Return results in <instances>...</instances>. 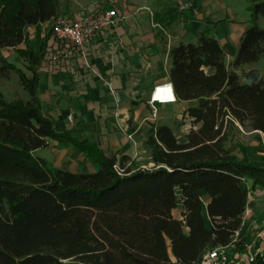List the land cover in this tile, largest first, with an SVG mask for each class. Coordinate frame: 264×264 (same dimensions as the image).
Wrapping results in <instances>:
<instances>
[{
    "label": "trees",
    "instance_id": "16d2710c",
    "mask_svg": "<svg viewBox=\"0 0 264 264\" xmlns=\"http://www.w3.org/2000/svg\"><path fill=\"white\" fill-rule=\"evenodd\" d=\"M248 2L250 26L229 67L209 30L170 49L177 101L198 104L182 114L190 121L184 141L158 126L138 161L106 155L42 112L38 69L56 43L52 22L64 2L0 0V80L14 74L28 97L7 101L0 92V264H201L207 251L230 243L249 192H264V161L227 149L239 128L264 136V79L242 82V69L264 54L257 25L264 0ZM9 50L12 61L2 57ZM52 142L76 149L96 170L55 168L36 154ZM178 206L181 219L172 215Z\"/></svg>",
    "mask_w": 264,
    "mask_h": 264
},
{
    "label": "crops",
    "instance_id": "0c3cea01",
    "mask_svg": "<svg viewBox=\"0 0 264 264\" xmlns=\"http://www.w3.org/2000/svg\"><path fill=\"white\" fill-rule=\"evenodd\" d=\"M66 2L68 6L61 9L62 18L73 20L82 14L114 9L117 25L87 42L84 59L74 49L57 42L48 49L49 54L62 52L66 57L61 55L57 62H52L46 58L47 53L38 69L37 95L42 112L60 130H74L78 139L94 141L106 155L118 153L117 157L126 155L138 161L142 160L144 139L158 126L169 127L184 141L190 121L182 118V114L198 104L177 101L158 105L156 118L151 119L148 98L153 87L169 83L170 49L180 42L194 43L197 34L209 30L221 45L224 64L229 67L242 33L250 26V20L233 11H229L230 15L223 11V0H185L192 8L183 12L177 9V17L164 0H106L104 5L94 4L87 9L71 5V0ZM33 32L28 29L30 39ZM242 70L244 83V75L251 70L259 71L261 78L256 64ZM204 72L211 74L212 70ZM239 131L251 136L253 142L249 147L237 143L236 150L228 152L238 158L245 154L264 161L263 134L245 133L240 128ZM45 149L55 168L72 173H87L95 168L74 148L59 147L52 142ZM258 193L264 194L251 191L247 204L251 211L244 229L247 240L264 233V206L256 199ZM202 202L206 206L209 197L204 196ZM180 212L179 206L172 212L173 217L181 219ZM257 241L258 247L264 248V239ZM252 264L264 263L258 260Z\"/></svg>",
    "mask_w": 264,
    "mask_h": 264
},
{
    "label": "built area",
    "instance_id": "2783aa9c",
    "mask_svg": "<svg viewBox=\"0 0 264 264\" xmlns=\"http://www.w3.org/2000/svg\"><path fill=\"white\" fill-rule=\"evenodd\" d=\"M190 7L191 3H185L179 5L178 10L183 12ZM52 25L53 39L60 45L74 49L84 59L86 57L85 47L87 42L94 35L113 29L117 25V14L114 9H110L82 14L73 20L60 17L54 20ZM61 55L66 57V54L58 52L55 55L48 53L46 58L52 62H57ZM176 102L177 99L170 83L153 87L148 98L151 119L156 118L158 105L174 104ZM128 138L131 137L128 136ZM115 170L119 172L116 167ZM250 197L251 191L248 194V201ZM250 216L251 211L246 206L240 227L232 236L230 243L224 247L207 251L201 264H252L258 260L264 263V248L258 247L257 241V239H264V233H259L252 240H247L245 236L244 229ZM243 238H246V240L242 242Z\"/></svg>",
    "mask_w": 264,
    "mask_h": 264
},
{
    "label": "rangeland",
    "instance_id": "374dc122",
    "mask_svg": "<svg viewBox=\"0 0 264 264\" xmlns=\"http://www.w3.org/2000/svg\"><path fill=\"white\" fill-rule=\"evenodd\" d=\"M60 2L64 1H69L70 0H59ZM166 3L173 9L177 10L179 8V5L185 4V0H181V3L177 5L176 2L173 0H164ZM216 2V0H211ZM106 0H71V5L76 4L82 9H87L89 6H92L95 4L99 5H104ZM67 3H63V6H68L66 5ZM223 4L225 6V10L223 11H228V14L230 15V12L233 11L237 16L239 17H244L245 20L249 21L250 20V12H249V2L248 0H223ZM179 11V10H178ZM230 11V12H229ZM180 12V11H179ZM257 25L264 29V15L258 18ZM2 57L8 59L9 61H12L14 57L16 56L15 53L12 50L9 51H3L2 52ZM18 66H21L19 62H16ZM256 66L260 68L261 71V78L264 79V54L263 56L259 59V61L256 63ZM24 70V69H23ZM0 92L2 93L3 97L7 101H12L15 98H20L23 100H26L27 94L22 88L17 84L16 76L14 74H10L8 80H0ZM246 133V132H245ZM254 140L251 136L246 137L245 135L241 134L240 132H237L236 130L234 131V135L232 137V140L228 142L227 144V149L231 151H235L236 147L239 145L237 143H240L242 146L249 147V144L251 141ZM253 142V141H252ZM239 149V148H238ZM241 149V148H240ZM39 157H45L46 159L49 160V155L48 151L46 149H40L36 153ZM146 159V156H142V161ZM96 169L93 168L91 169L90 172H94ZM256 199L259 201L260 205L264 206V194H256ZM179 208V206L177 207Z\"/></svg>",
    "mask_w": 264,
    "mask_h": 264
},
{
    "label": "water",
    "instance_id": "95a60500",
    "mask_svg": "<svg viewBox=\"0 0 264 264\" xmlns=\"http://www.w3.org/2000/svg\"><path fill=\"white\" fill-rule=\"evenodd\" d=\"M259 71L251 70L244 75V80L247 85H253L258 81Z\"/></svg>",
    "mask_w": 264,
    "mask_h": 264
}]
</instances>
